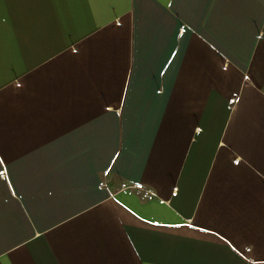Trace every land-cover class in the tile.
Listing matches in <instances>:
<instances>
[{
	"label": "crops",
	"instance_id": "crops-1",
	"mask_svg": "<svg viewBox=\"0 0 264 264\" xmlns=\"http://www.w3.org/2000/svg\"><path fill=\"white\" fill-rule=\"evenodd\" d=\"M0 264H264V0H0Z\"/></svg>",
	"mask_w": 264,
	"mask_h": 264
},
{
	"label": "built area",
	"instance_id": "built-area-1",
	"mask_svg": "<svg viewBox=\"0 0 264 264\" xmlns=\"http://www.w3.org/2000/svg\"><path fill=\"white\" fill-rule=\"evenodd\" d=\"M0 177L1 178H4L5 177V174L2 172V173H0Z\"/></svg>",
	"mask_w": 264,
	"mask_h": 264
}]
</instances>
